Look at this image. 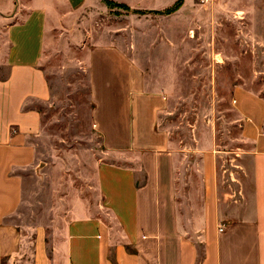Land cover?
Masks as SVG:
<instances>
[{"label":"crops","instance_id":"crops-1","mask_svg":"<svg viewBox=\"0 0 264 264\" xmlns=\"http://www.w3.org/2000/svg\"><path fill=\"white\" fill-rule=\"evenodd\" d=\"M106 1L162 12L177 0ZM104 2L0 0V264H264V99L235 87L249 149L222 177L215 136L178 149L160 121L170 87L148 88L139 61L115 43H93L86 65L92 122L123 163L97 166V198L64 200V214L50 204L41 225H26L42 165L26 131L27 90L42 92L50 42L88 41L75 25Z\"/></svg>","mask_w":264,"mask_h":264},{"label":"rangeland","instance_id":"rangeland-1","mask_svg":"<svg viewBox=\"0 0 264 264\" xmlns=\"http://www.w3.org/2000/svg\"><path fill=\"white\" fill-rule=\"evenodd\" d=\"M178 1L149 12L105 0L103 9H89L75 25L88 41L50 42L40 65L42 92L26 93V131L42 164L40 187L24 208L28 227L41 225L50 204L64 214V200L97 198V166L118 160L107 153L91 119L86 49L93 43H115L136 57L148 88L170 87L160 121L178 149L191 136L213 134L222 177L239 165L237 154L249 148L241 139L233 91L242 86L264 99V0H181L173 11ZM28 183L32 187L31 177Z\"/></svg>","mask_w":264,"mask_h":264},{"label":"trees","instance_id":"trees-1","mask_svg":"<svg viewBox=\"0 0 264 264\" xmlns=\"http://www.w3.org/2000/svg\"><path fill=\"white\" fill-rule=\"evenodd\" d=\"M115 5L120 7V8L126 7V6L118 5V4H115ZM180 5H181V0L178 1V3L175 5V7L172 10L175 11V10L179 9Z\"/></svg>","mask_w":264,"mask_h":264}]
</instances>
